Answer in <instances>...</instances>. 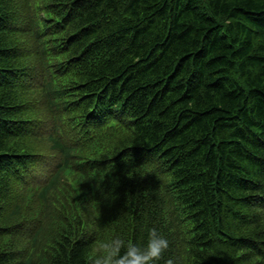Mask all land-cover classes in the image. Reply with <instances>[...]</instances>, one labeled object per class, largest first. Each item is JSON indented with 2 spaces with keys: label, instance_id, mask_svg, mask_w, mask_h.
Returning a JSON list of instances; mask_svg holds the SVG:
<instances>
[{
  "label": "trees",
  "instance_id": "obj_1",
  "mask_svg": "<svg viewBox=\"0 0 264 264\" xmlns=\"http://www.w3.org/2000/svg\"><path fill=\"white\" fill-rule=\"evenodd\" d=\"M264 264V0H0V264Z\"/></svg>",
  "mask_w": 264,
  "mask_h": 264
},
{
  "label": "clouds",
  "instance_id": "obj_2",
  "mask_svg": "<svg viewBox=\"0 0 264 264\" xmlns=\"http://www.w3.org/2000/svg\"><path fill=\"white\" fill-rule=\"evenodd\" d=\"M144 245L113 238L99 245L92 264H158L169 247V241L152 229Z\"/></svg>",
  "mask_w": 264,
  "mask_h": 264
}]
</instances>
